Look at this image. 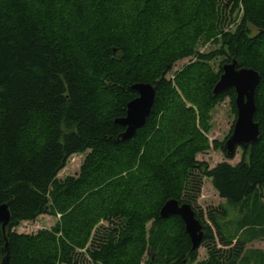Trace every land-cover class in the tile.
<instances>
[{
    "label": "trees",
    "instance_id": "obj_1",
    "mask_svg": "<svg viewBox=\"0 0 264 264\" xmlns=\"http://www.w3.org/2000/svg\"><path fill=\"white\" fill-rule=\"evenodd\" d=\"M223 7L240 21H223ZM201 40L220 46L201 53ZM234 59L261 74L260 136L239 162L210 168L196 153L215 102L228 96L237 113L234 87L213 92ZM137 82L154 84L156 99L124 140L116 119ZM77 153H87L79 175L59 178ZM202 177L225 201L194 208L208 252L198 260L182 218L160 211L172 198L192 205ZM2 203L11 219L0 222V264H140L148 250L147 264H264L252 245L264 240V0H0ZM42 214L61 216L50 229L16 230Z\"/></svg>",
    "mask_w": 264,
    "mask_h": 264
},
{
    "label": "water",
    "instance_id": "obj_2",
    "mask_svg": "<svg viewBox=\"0 0 264 264\" xmlns=\"http://www.w3.org/2000/svg\"><path fill=\"white\" fill-rule=\"evenodd\" d=\"M261 81V74L254 68L242 67L234 59L223 65V72L216 83L213 92L219 94L229 88L236 90L237 119L233 132L225 142L227 155L233 157L238 147H247L258 141L260 136V124L254 119L256 112V90ZM138 95L127 105V112L124 117L116 121L125 127L121 138L126 140L136 135L137 131L146 124L147 118L153 109L157 89L150 82H137L132 85ZM160 214L169 218L179 215L185 223L187 233L193 243V248L200 246L204 236V226L196 216V211L191 204L180 203L172 198L164 203ZM11 213L8 204H0V222L3 229L10 222ZM8 256L4 263L7 264Z\"/></svg>",
    "mask_w": 264,
    "mask_h": 264
},
{
    "label": "rangeland",
    "instance_id": "obj_3",
    "mask_svg": "<svg viewBox=\"0 0 264 264\" xmlns=\"http://www.w3.org/2000/svg\"><path fill=\"white\" fill-rule=\"evenodd\" d=\"M224 1L226 0H220V3L224 4ZM223 8L226 11L225 14L222 13L223 18L225 19H223V21H228V19L232 20V23L233 21H235V23H238L240 21L242 15L241 12L238 13V11H235L233 14H230L229 12L231 7ZM225 25L226 23L224 22V26ZM235 26L236 24H231L232 29ZM219 46L220 44L213 43L212 40L209 42H203V40H201L197 45V51L201 53H209L219 48ZM225 58V56L221 55L216 56L210 61V64L216 71H218L220 63ZM194 60H196V57L190 56L176 62L173 69L167 74V77H174V74L177 70L181 69L184 65ZM196 114L197 117H199L200 113L198 111H196ZM209 117L211 128L208 131H202L207 139L206 147L196 153V159L206 162L210 168L214 167L222 161H228L232 164L239 162L242 158V147H238L236 154L232 158H228L227 154L220 145L221 142L227 139V137L231 133L237 119V113L234 110L231 99L227 96L223 100L215 102L214 106L211 108ZM86 155L87 153H77L72 155L68 159L66 166L59 172L58 177L61 179H64L69 175L77 177L80 173L81 165L85 161ZM223 201H225L224 198L220 197L219 192L214 188L211 179L208 177H202V185L200 191L196 193L194 199L192 200V207L198 210L202 209L204 213H206L209 207L217 206ZM60 216V214L56 216L51 214H42L33 221L22 222L16 228V230L20 233H37L39 230L50 229L59 220ZM151 223L152 222H149L148 226H151ZM100 224L108 226L109 222L101 221ZM252 245L254 247L264 249V240L254 241ZM150 254L151 253L148 250L144 254L142 262L140 264H147V261L150 258ZM207 256L208 252L206 247L203 245L200 246L198 260L205 259L207 258Z\"/></svg>",
    "mask_w": 264,
    "mask_h": 264
}]
</instances>
